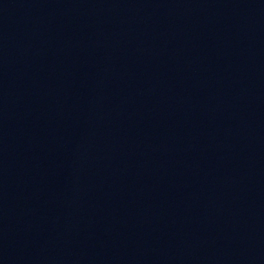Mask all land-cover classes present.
<instances>
[{
    "label": "water",
    "instance_id": "water-1",
    "mask_svg": "<svg viewBox=\"0 0 264 264\" xmlns=\"http://www.w3.org/2000/svg\"><path fill=\"white\" fill-rule=\"evenodd\" d=\"M0 264H264V32L0 0Z\"/></svg>",
    "mask_w": 264,
    "mask_h": 264
}]
</instances>
